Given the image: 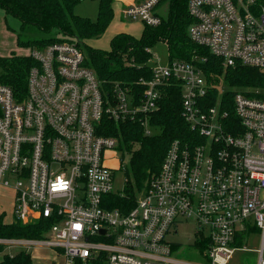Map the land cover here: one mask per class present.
Masks as SVG:
<instances>
[{
  "label": "built area",
  "instance_id": "2783aa9c",
  "mask_svg": "<svg viewBox=\"0 0 264 264\" xmlns=\"http://www.w3.org/2000/svg\"><path fill=\"white\" fill-rule=\"evenodd\" d=\"M160 1L131 3L123 16L156 27ZM188 13L190 39L222 62V75L151 58L142 91L106 88L68 38L30 53L25 95L0 82V186L13 192L14 220L46 228L42 239L0 243L31 256V248L59 249L65 264H204L175 258L179 244L168 240L193 220L205 264H230L249 250L251 232L264 264V88L238 90L224 78L237 66L264 72V0H188ZM172 89L188 132L170 143L135 205L115 206L122 190L106 158L118 142L105 125L138 122L151 134L150 118Z\"/></svg>",
  "mask_w": 264,
  "mask_h": 264
},
{
  "label": "trees",
  "instance_id": "16d2710c",
  "mask_svg": "<svg viewBox=\"0 0 264 264\" xmlns=\"http://www.w3.org/2000/svg\"><path fill=\"white\" fill-rule=\"evenodd\" d=\"M78 1L0 0V8L6 15L20 21L21 32L29 29L44 34V37L38 39H24L21 33L17 34L19 47L41 49L56 41L75 38L84 54L85 65L96 73L106 88H110L114 82H120L142 91L143 88L138 87L137 83L149 75L147 63L152 58L151 49L159 42L168 47V61L181 60L197 65L208 78L223 74L222 62L208 49L194 43L188 35L192 21L188 13V0H161L156 7L165 11V15H160V25L153 27L144 23L139 38L119 33L111 39L109 50L93 48L87 41L99 38L109 27L114 18V0H100L98 16L94 21L74 13ZM52 33L59 36L51 37ZM34 64L30 55L12 53L8 57H0V82L10 85L16 92L20 90L26 94L28 73ZM224 78L228 85L238 90L247 87L264 88V72L257 68H230ZM150 121L152 131L158 130L157 133L147 134L144 126L132 121H108L105 125L104 135L115 138L118 142L117 150L129 157V167L123 168L125 186L122 195L111 197L115 206L130 208L135 205L151 177L159 172L170 143L188 132L186 122L181 117V92L176 89L165 91ZM45 231L42 221L25 225L14 220L7 224L0 218V239L38 240L43 238ZM4 248L0 244V253ZM0 264H32V256L27 250H21L15 255L6 253ZM76 264L82 263L78 261ZM87 264L102 263L94 260Z\"/></svg>",
  "mask_w": 264,
  "mask_h": 264
},
{
  "label": "rangeland",
  "instance_id": "374dc122",
  "mask_svg": "<svg viewBox=\"0 0 264 264\" xmlns=\"http://www.w3.org/2000/svg\"><path fill=\"white\" fill-rule=\"evenodd\" d=\"M100 0H79L74 6V13L80 17L88 18L90 20H96L98 16ZM115 7V4H114ZM158 11L161 8L157 9ZM162 13L164 14L163 10ZM7 25L12 29L9 30ZM144 23L142 20L133 19H122L119 15V10L115 11V16L107 28L105 33L99 38H95L87 41L93 48L102 50L110 49L111 39L120 32H127L135 37H139L142 33ZM2 31V32H1ZM4 32V33H3ZM21 33V37L26 38H42L44 34L39 31L29 30L21 32L20 21L10 15H6L4 10L0 8V57H8L12 53L17 55L29 56L35 48H24L19 47L17 44V34ZM4 35V37H3ZM55 34L52 33L51 37ZM61 36V35H60ZM3 42V43H2ZM6 49V50H5ZM152 60L151 65L154 64H167L168 62V47L165 43L159 42L152 49ZM1 73V69H0ZM158 130L151 131V133H157ZM107 163L114 169L115 182L114 187L116 190H123L125 186V172L124 166L129 167V157L123 155L119 150L112 151L107 156ZM13 192L11 189L0 186V218L4 223H12L13 217ZM179 233L178 235H172L168 237L169 241L179 244V250L175 254V258L185 261L204 263L205 260L200 256L199 252L193 247L195 241L196 223L193 220H187L179 222ZM9 240V239H6ZM16 240V239H11ZM4 251L0 253L3 257L4 254L8 253L15 255L21 250H25L21 245L5 244ZM247 251L237 252L235 254V261L231 264H256L258 253L255 252L260 247V235L258 232H251L247 238L246 243L243 245ZM32 251V264H65V259L62 256L61 251L58 249L50 248H31Z\"/></svg>",
  "mask_w": 264,
  "mask_h": 264
},
{
  "label": "crops",
  "instance_id": "0c3cea01",
  "mask_svg": "<svg viewBox=\"0 0 264 264\" xmlns=\"http://www.w3.org/2000/svg\"><path fill=\"white\" fill-rule=\"evenodd\" d=\"M131 3H140V2H138V1H136V0H114V2H113V8H114V16H115V11L116 10H119V15H120V17L122 18V19H126L124 16H123V10L127 7V5H129V4H131ZM114 4H115V7H114ZM158 9V8H157ZM156 9V12H157V14L160 16H163V15H165V11L163 10V12H164V14L162 13V9L161 10H157ZM111 24V23H110ZM110 26V25H109ZM143 31V30H142ZM2 32V31H1ZM4 33V32H3ZM120 33H127V32H120ZM119 34V33H118ZM128 34H130V33H128ZM142 34V33H141ZM117 35V34H116ZM133 36V35H132ZM141 36V35H140ZM139 36V37H140ZM3 37H4V35H3ZM135 37V36H134ZM139 37H136V38H139ZM3 43V42H2ZM6 50V49H5ZM13 199V198H12ZM14 221V220H13ZM234 258H235V256H234ZM232 259V261L230 262V264L233 262V261H235V259ZM2 259H3V257L1 256V258H0V262L2 261ZM256 264H258V257H257V262H256Z\"/></svg>",
  "mask_w": 264,
  "mask_h": 264
},
{
  "label": "water",
  "instance_id": "95a60500",
  "mask_svg": "<svg viewBox=\"0 0 264 264\" xmlns=\"http://www.w3.org/2000/svg\"><path fill=\"white\" fill-rule=\"evenodd\" d=\"M103 233H104V231H103Z\"/></svg>",
  "mask_w": 264,
  "mask_h": 264
}]
</instances>
